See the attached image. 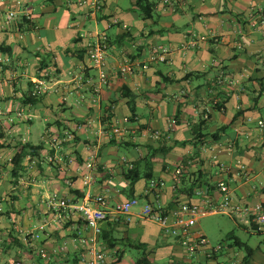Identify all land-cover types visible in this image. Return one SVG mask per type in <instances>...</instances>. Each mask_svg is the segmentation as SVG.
<instances>
[{"label":"crops","instance_id":"1","mask_svg":"<svg viewBox=\"0 0 264 264\" xmlns=\"http://www.w3.org/2000/svg\"><path fill=\"white\" fill-rule=\"evenodd\" d=\"M80 1L0 0V264H45L41 245L76 262L82 221L58 212L54 195L106 209L136 197L170 210L217 204L225 182L232 203L263 207L264 0H182L174 8L148 0L150 17L136 0L97 8ZM9 9L16 16L6 23ZM101 36L105 84L85 50ZM158 47L168 49L165 61L151 59ZM20 146L25 156L15 164ZM150 178L165 182L158 198L145 194ZM97 195L105 202H94ZM137 206L102 223L104 264H135L143 254L150 264H243L237 238L213 258L190 253ZM212 213L220 212L203 215ZM225 214L254 230L250 211ZM127 247L143 254L133 259ZM257 249L250 264H264Z\"/></svg>","mask_w":264,"mask_h":264},{"label":"built area","instance_id":"2","mask_svg":"<svg viewBox=\"0 0 264 264\" xmlns=\"http://www.w3.org/2000/svg\"><path fill=\"white\" fill-rule=\"evenodd\" d=\"M84 1L89 2L93 8L99 7L102 2V0H81L79 4H83ZM181 1L182 0H161L163 4L171 8H174V6ZM15 16L16 11L14 9H9L5 13V22L9 23ZM105 49L106 41L104 36L96 38L94 41H89L85 45L87 56L97 69L99 82L103 84L107 83L106 74L104 72ZM152 53L151 59L165 61L168 49L165 47H158L154 48ZM129 69L130 67L126 63L120 67L122 73L127 72ZM37 88H41L40 84ZM33 95H36V92L33 93ZM65 135L66 137H70L69 132H65ZM122 161L126 163L129 169L133 167L125 158H123ZM222 169H225L224 166H222ZM183 173V164L175 167L173 171V180L175 183L179 182ZM238 173L237 171V174ZM83 183L87 185L89 184V180H84ZM164 187L165 182L162 179L150 178L145 194L153 198H158ZM217 188L221 193V200L217 204H211L209 200H207L204 205L183 202L177 204L175 208L168 210L160 204L146 202L142 206L139 216L144 220L159 224L165 232H173L181 239V243L186 247L188 252L194 253L196 249L204 250L208 258H213L223 250L224 244L217 243L211 245L205 235L195 229L199 217L205 213L224 212L230 214L250 211V221L253 224L254 231L257 233H264V212L261 204H256L253 208L249 209L247 206H239L232 203L228 184L219 182L217 183ZM93 200L100 204L105 202L103 195H97ZM50 204L54 206L58 212L68 211L79 215L82 221V229L74 240L77 242L81 252L76 262L73 263L68 261V258L64 256L63 248L60 247V249L50 251L45 246L41 245L38 247L37 251L45 260V264H104L105 252L99 239L102 234V223L109 219L114 220L121 214L129 215L131 208L138 204V199L132 197L120 203H116L110 209H106L93 206L90 199L74 203L65 197L54 195L50 198ZM40 229L42 228L40 227ZM26 236H29L31 240L34 241L39 240L40 237L38 233H29L26 234Z\"/></svg>","mask_w":264,"mask_h":264},{"label":"rangeland","instance_id":"3","mask_svg":"<svg viewBox=\"0 0 264 264\" xmlns=\"http://www.w3.org/2000/svg\"><path fill=\"white\" fill-rule=\"evenodd\" d=\"M137 206V205H136ZM143 202L138 204L137 207H142ZM197 228L202 232L211 245L217 243L232 244L234 237L237 238L241 243H245L248 246L256 249L259 247L261 252L264 253V233H257L252 229H245L243 226L235 223L229 215L225 213H215L203 215L196 225ZM225 245V244H224ZM257 249V250H259ZM127 255L135 259L143 254V250H138L135 248H126ZM239 250L245 254L243 247H240ZM256 250V251H257ZM156 264H169L168 258H164L156 261Z\"/></svg>","mask_w":264,"mask_h":264},{"label":"trees","instance_id":"4","mask_svg":"<svg viewBox=\"0 0 264 264\" xmlns=\"http://www.w3.org/2000/svg\"><path fill=\"white\" fill-rule=\"evenodd\" d=\"M136 6L141 11V14L143 17H150L151 16L153 4L151 2H149L148 0H136ZM28 147L32 148V146H28ZM24 156H25V146H20L18 148L16 154L13 157V163L18 164L23 159ZM126 175L132 181L136 178V173L133 172L132 169H130ZM262 208H263V212H264V206ZM235 243H236V245H239V247H243L245 250V255L243 258V264H250L249 261H250V257H251L252 251H253L252 248L245 243H241L240 241H237ZM135 264H150V261L147 258V256L143 254L140 258H138L136 260Z\"/></svg>","mask_w":264,"mask_h":264}]
</instances>
